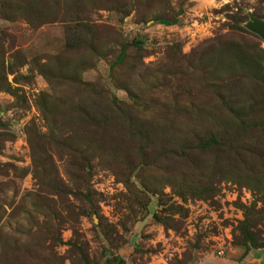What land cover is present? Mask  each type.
<instances>
[{"label": "rangeland", "instance_id": "374dc122", "mask_svg": "<svg viewBox=\"0 0 264 264\" xmlns=\"http://www.w3.org/2000/svg\"><path fill=\"white\" fill-rule=\"evenodd\" d=\"M249 18L264 0H0V264H264L236 242L264 240Z\"/></svg>", "mask_w": 264, "mask_h": 264}, {"label": "trees", "instance_id": "16d2710c", "mask_svg": "<svg viewBox=\"0 0 264 264\" xmlns=\"http://www.w3.org/2000/svg\"><path fill=\"white\" fill-rule=\"evenodd\" d=\"M123 57V52H119V55L116 59V62H120L121 59ZM214 143V141L212 139L206 141V142H201L199 143V147L201 149H207L208 147H210L212 144ZM259 213L261 214V218L264 220V202L262 203V208L260 209ZM262 226H264V222H262ZM238 243L244 245H249L252 248H260V247H264V240L261 239H256L254 237H252L250 235V233H248V231L245 228H241L240 229V238L236 237Z\"/></svg>", "mask_w": 264, "mask_h": 264}, {"label": "water", "instance_id": "95a60500", "mask_svg": "<svg viewBox=\"0 0 264 264\" xmlns=\"http://www.w3.org/2000/svg\"><path fill=\"white\" fill-rule=\"evenodd\" d=\"M244 27L247 31L256 35L264 43V21L256 18H249V20L244 24Z\"/></svg>", "mask_w": 264, "mask_h": 264}]
</instances>
